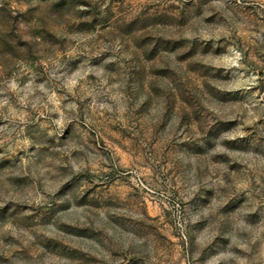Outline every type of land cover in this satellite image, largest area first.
<instances>
[{
  "label": "rangeland",
  "instance_id": "1",
  "mask_svg": "<svg viewBox=\"0 0 264 264\" xmlns=\"http://www.w3.org/2000/svg\"><path fill=\"white\" fill-rule=\"evenodd\" d=\"M0 264H264V0H0Z\"/></svg>",
  "mask_w": 264,
  "mask_h": 264
}]
</instances>
